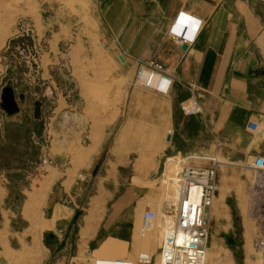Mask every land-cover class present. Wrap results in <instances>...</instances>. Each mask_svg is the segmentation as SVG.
<instances>
[{"label": "rangeland", "instance_id": "obj_1", "mask_svg": "<svg viewBox=\"0 0 264 264\" xmlns=\"http://www.w3.org/2000/svg\"><path fill=\"white\" fill-rule=\"evenodd\" d=\"M99 2L0 0V264H41L42 228L24 218L23 207L42 185L51 186L62 175L57 161L79 188V208H97L106 197H134L141 206L137 236L148 239L157 231L141 232L142 205L153 201L160 207L162 199L165 208L167 186L180 165L208 166L210 158L219 161L218 191L206 264H261L254 240L263 229L264 213L249 190L253 173L245 161L251 157H230L212 141L205 142V149L164 153L166 143L155 140L156 134L144 138L146 125L124 123L129 90L142 86L117 70L115 57L101 44ZM5 89L15 102L7 109L1 99ZM131 126L142 133L130 149L124 138ZM104 128L111 129L109 136ZM113 138L112 154L106 155ZM102 140L105 146L94 155ZM45 151L51 165L39 173L36 164ZM39 211L47 209L42 204Z\"/></svg>", "mask_w": 264, "mask_h": 264}, {"label": "crops", "instance_id": "obj_2", "mask_svg": "<svg viewBox=\"0 0 264 264\" xmlns=\"http://www.w3.org/2000/svg\"><path fill=\"white\" fill-rule=\"evenodd\" d=\"M181 13L203 25L197 30L190 19L181 23ZM98 25L100 42L115 57L119 72L134 79L137 64L154 58L172 76L167 94L158 91L165 86L160 79L154 80L156 89L130 88L125 124L146 125L144 138L156 134L155 140L166 143L164 153L205 149L206 141L235 159L264 152V0H100ZM191 96L201 114L180 110V102ZM132 127L124 138L130 149L142 133ZM113 147L114 138L106 155ZM55 166L62 175L51 186L42 185L23 207L24 218L42 228L41 264H139L140 251H158L159 230L148 239L137 236L141 206L134 197H106L97 208H79V188L64 173V163ZM6 224L4 216V230Z\"/></svg>", "mask_w": 264, "mask_h": 264}, {"label": "built area", "instance_id": "obj_3", "mask_svg": "<svg viewBox=\"0 0 264 264\" xmlns=\"http://www.w3.org/2000/svg\"><path fill=\"white\" fill-rule=\"evenodd\" d=\"M162 78L172 81L169 68L164 63L152 58L137 64L136 84L147 89H156L153 81L155 79L163 81ZM180 110L184 115H196L203 112L195 96L181 101ZM254 129H257V126H254ZM249 157L251 159L245 161V166L253 173L249 190L254 204L258 208L261 207L264 213V152ZM210 159L212 164L208 166L185 163L180 165L175 173L177 199L173 213H167L163 206L158 207V204L153 201H146L141 215L140 230L142 233H153L159 230L162 237L155 254L148 251H140L137 254L139 264L206 263L209 248L210 212L218 191L219 161L215 158ZM50 165L51 159L47 151L41 152L36 164L38 172H46ZM77 178L82 181L84 176L79 173ZM262 221L264 223V217ZM254 247L261 253V264H264V226L254 240Z\"/></svg>", "mask_w": 264, "mask_h": 264}, {"label": "bare ground", "instance_id": "obj_4", "mask_svg": "<svg viewBox=\"0 0 264 264\" xmlns=\"http://www.w3.org/2000/svg\"><path fill=\"white\" fill-rule=\"evenodd\" d=\"M153 83H154V81H153ZM167 192L169 193V202H168V204H166L164 209L167 211V213H173L175 210L176 199H177V180H176L175 174H174L173 180L170 181V183L167 186ZM159 204L162 206V199H161V202ZM208 252H209V249L207 250V254H206V263H207V259H208Z\"/></svg>", "mask_w": 264, "mask_h": 264}, {"label": "clouds", "instance_id": "obj_5", "mask_svg": "<svg viewBox=\"0 0 264 264\" xmlns=\"http://www.w3.org/2000/svg\"><path fill=\"white\" fill-rule=\"evenodd\" d=\"M189 19L191 20V24L190 27L193 29H197L203 25V21L199 20L198 18L195 17H191L189 18L187 16V14L181 13L180 15V22L181 23H187L189 21ZM194 40V37L190 38ZM163 79V78H162ZM163 83H164V87H161L160 89H158V91L164 92L165 94H167L168 88L171 86L172 81L171 80H167V79H163Z\"/></svg>", "mask_w": 264, "mask_h": 264}, {"label": "water", "instance_id": "obj_6", "mask_svg": "<svg viewBox=\"0 0 264 264\" xmlns=\"http://www.w3.org/2000/svg\"><path fill=\"white\" fill-rule=\"evenodd\" d=\"M119 58L121 59V56H119ZM1 99H2V105H3V107H5V109L9 108L10 106H14L15 105L12 93L8 89L7 90L5 89V90L2 91ZM170 140H171V134L168 133L166 135V141L169 142ZM151 177H153V175H151Z\"/></svg>", "mask_w": 264, "mask_h": 264}, {"label": "snow or ice", "instance_id": "obj_7", "mask_svg": "<svg viewBox=\"0 0 264 264\" xmlns=\"http://www.w3.org/2000/svg\"><path fill=\"white\" fill-rule=\"evenodd\" d=\"M174 31H176V29H174ZM191 37L189 36V39H190Z\"/></svg>", "mask_w": 264, "mask_h": 264}]
</instances>
